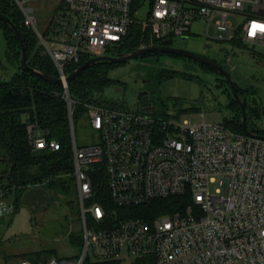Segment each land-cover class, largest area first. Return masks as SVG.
I'll use <instances>...</instances> for the list:
<instances>
[{
    "label": "built area",
    "instance_id": "1",
    "mask_svg": "<svg viewBox=\"0 0 264 264\" xmlns=\"http://www.w3.org/2000/svg\"><path fill=\"white\" fill-rule=\"evenodd\" d=\"M62 37L41 44L64 82L66 67L81 56H113L134 28L157 42L189 38L196 21L206 23V36L216 43H238L264 53V0H62ZM149 3L146 18L140 8ZM22 5V3L20 2ZM26 22L30 9L22 6ZM231 16L239 18L235 28ZM69 20H66L68 19ZM216 36L211 37L210 27ZM68 26L72 30H68ZM98 142L79 148L73 159L77 180L84 252L80 259L51 258L47 264L97 261L142 264H264V141L238 133L225 124H194L150 112L86 104ZM28 127L31 146L58 150L41 132ZM104 165L111 204L121 209L157 200L186 197L183 212L155 218L121 219L94 201L90 170ZM218 188L212 192L211 185ZM14 207L0 189V217ZM19 264H38L23 261Z\"/></svg>",
    "mask_w": 264,
    "mask_h": 264
},
{
    "label": "rangeland",
    "instance_id": "2",
    "mask_svg": "<svg viewBox=\"0 0 264 264\" xmlns=\"http://www.w3.org/2000/svg\"><path fill=\"white\" fill-rule=\"evenodd\" d=\"M24 8L30 9L34 21L26 22L40 41L44 31L64 10L62 0H25ZM22 9V8H21ZM149 3L140 8L139 16L146 18ZM63 14V13H62ZM59 26L46 41H58L64 22L57 17ZM66 20H69L66 19ZM235 28L239 18L231 16ZM68 30H72L68 26ZM59 32V35L56 33ZM211 37L216 36L214 25L210 27ZM44 38V37H43ZM171 46L183 49L217 62L232 77L235 86L246 93L249 110L248 127L264 135V53L262 49L237 46L233 43H216L206 36V23L196 21L191 27L189 38L172 40ZM176 71L174 77H160V73ZM19 72V64L9 57L4 31L0 27V81H10ZM112 85L97 97L102 104L126 109H137L143 99L146 108L175 117L180 122L191 120L194 124H225L235 118L238 111L232 106L233 97L224 78L214 71L204 70L195 62L168 55L147 56L132 60L108 70ZM74 138L79 148L98 142V134L91 129L88 116L74 127ZM73 141V136H72ZM73 146V144H72ZM218 188L211 185L212 192ZM46 187L28 188L23 197L21 209L16 213L0 217V264H19L30 260L36 252L53 251L50 258L78 260L84 252V245L75 246L71 236L83 234L81 218L75 222V211L63 202L64 197L53 200ZM72 200L68 198L67 201ZM80 214V202L78 208ZM84 236V235H83ZM26 255V257H24ZM23 256V257H22ZM28 256V257H27ZM89 261H97L89 253ZM122 264H133L134 259L125 256Z\"/></svg>",
    "mask_w": 264,
    "mask_h": 264
},
{
    "label": "trees",
    "instance_id": "3",
    "mask_svg": "<svg viewBox=\"0 0 264 264\" xmlns=\"http://www.w3.org/2000/svg\"><path fill=\"white\" fill-rule=\"evenodd\" d=\"M18 1L22 2L25 0ZM60 11L64 13L65 8ZM0 13L8 17L20 31L27 48L29 65L41 73L58 77L54 62L39 41L37 34L28 28L26 16L17 1L0 0ZM62 13L61 15L56 14V16L63 19L64 14ZM56 18L50 22L44 31V39L52 35L51 33H54L56 27L59 26ZM0 27L4 31L9 57L15 59L17 64H19V72L10 81H0V189L7 191V196L12 200L14 207L13 213H16L21 209L23 197L28 188L35 186L46 187L53 195V200L58 199V197L65 198L63 202L65 201L72 207V210L75 211V222H79V194L73 159L70 112L65 98V90L63 86L46 83L37 76L23 72L20 67L21 48L19 41L14 36L10 26L2 20H0ZM63 33L64 31L61 29V35ZM56 35H59V32ZM170 42H157L154 46L172 47ZM148 43V34L138 28H134L128 36L125 45L117 49L115 55L131 53L140 49L143 44ZM232 43L237 46H247L237 41ZM148 56L163 55L152 54ZM168 56L182 58L174 55ZM89 59V56H81L80 61L68 65L65 72L70 75ZM120 65L122 64L98 63L83 72L77 79L68 83L75 131L80 121L87 116L86 104L94 103L104 107L121 108L102 104L97 99L98 96L104 93L106 88L113 84L108 76V70ZM199 66L204 70L213 71L206 66ZM178 74L176 71H166L160 73V77H174ZM236 88L240 96L247 100L246 93L241 88L237 86ZM140 101L144 104H141L136 110L167 117L163 112L159 114L146 108L147 101L146 103L143 99ZM232 106L238 113L235 118L227 121L225 125L235 132L242 133L240 125L241 109L234 100ZM248 110L249 104L247 100ZM30 125L34 126L35 133L41 132L48 141L59 143V149L52 150L48 147L35 150L30 143L28 131ZM250 130L263 135L256 130ZM89 173L94 191V201L103 204L121 219L128 217L148 219L183 212L190 203L186 197H171L157 200L149 206L121 209L111 204L105 166H95L91 168ZM68 198H72V200L68 202ZM70 240L75 246H81L84 243L82 233L71 236ZM52 254L53 251L36 252L30 256L33 258L31 262L47 264ZM84 264L122 263L119 261L100 262L86 259ZM135 264L142 263L137 262Z\"/></svg>",
    "mask_w": 264,
    "mask_h": 264
},
{
    "label": "water",
    "instance_id": "4",
    "mask_svg": "<svg viewBox=\"0 0 264 264\" xmlns=\"http://www.w3.org/2000/svg\"><path fill=\"white\" fill-rule=\"evenodd\" d=\"M19 6L22 8L20 2L16 0ZM0 20H2L5 24L9 25L12 29L14 36L17 38L20 44L21 48V59H20V67L23 72L30 73L34 76H37L38 78L42 79L44 82L52 84V85H59L63 86L64 82L61 78L49 76L47 74L41 73L37 71L36 69L32 68L28 63V55H27V48L25 46L23 37L20 33V31L17 29V27L13 24V22L6 16L0 13ZM152 54H160V55H174L177 57H182L187 60L193 61L201 66H206L213 70L214 72L221 75L226 83L229 85L232 97L234 101L238 104V106L241 109V129L242 132L254 139L263 140L264 141V135H260L257 133L252 132L248 127V113H247V100L240 96V93L238 89L235 86V83L230 76V74L219 64L215 63L212 60H209L203 56L197 55L195 53H192L187 50L178 49L174 47H168V46H153V47H147V48H140L136 51H133L131 53H126L122 55H113V56H101V57H95L92 59H89L85 63H83L81 66H79L73 73L68 75L66 78L65 83L68 84L70 81H73L77 79L83 72L86 70L92 68L98 63H110V64H125L127 62H130L135 59H139L148 55ZM69 96V93H68ZM72 101L69 96L68 98V107L70 112V122H71V131L72 136L74 139V121H73V112H72Z\"/></svg>",
    "mask_w": 264,
    "mask_h": 264
},
{
    "label": "snow or ice",
    "instance_id": "5",
    "mask_svg": "<svg viewBox=\"0 0 264 264\" xmlns=\"http://www.w3.org/2000/svg\"><path fill=\"white\" fill-rule=\"evenodd\" d=\"M257 27H260L261 28V30H264V26H257V25H253V28L255 29V28H257Z\"/></svg>",
    "mask_w": 264,
    "mask_h": 264
}]
</instances>
